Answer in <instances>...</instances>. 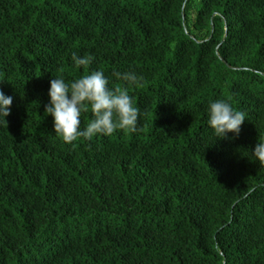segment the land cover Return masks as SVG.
<instances>
[{
  "label": "trees",
  "instance_id": "1",
  "mask_svg": "<svg viewBox=\"0 0 264 264\" xmlns=\"http://www.w3.org/2000/svg\"><path fill=\"white\" fill-rule=\"evenodd\" d=\"M95 70L143 77L138 131L65 144L49 80ZM257 71L264 0H0V264H264ZM210 99L246 114L238 137L215 140Z\"/></svg>",
  "mask_w": 264,
  "mask_h": 264
},
{
  "label": "clouds",
  "instance_id": "2",
  "mask_svg": "<svg viewBox=\"0 0 264 264\" xmlns=\"http://www.w3.org/2000/svg\"><path fill=\"white\" fill-rule=\"evenodd\" d=\"M74 67H86L93 61L91 54L78 56L71 54ZM257 76L264 72L257 71ZM112 76L125 86H110V81L102 70L86 72L70 80L61 75L49 80L47 104L44 116L52 117V128L56 136L65 144L78 139L91 140L94 136H112L117 130L138 131V120L143 115L134 104L128 85L139 86L143 77L133 70H113ZM13 97L0 91V126H6ZM90 113L88 123L81 127V116ZM207 125L215 140L234 139L239 136L246 114L233 107L225 99H210L205 108ZM228 133L232 136L229 137ZM251 156L264 166V139L257 141L250 151Z\"/></svg>",
  "mask_w": 264,
  "mask_h": 264
}]
</instances>
